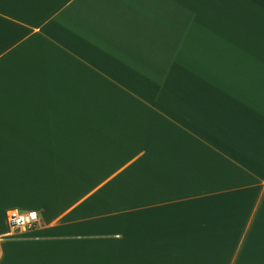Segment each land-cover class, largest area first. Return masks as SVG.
Here are the masks:
<instances>
[{
	"label": "crops",
	"instance_id": "obj_1",
	"mask_svg": "<svg viewBox=\"0 0 264 264\" xmlns=\"http://www.w3.org/2000/svg\"><path fill=\"white\" fill-rule=\"evenodd\" d=\"M0 238V264H264V0H0Z\"/></svg>",
	"mask_w": 264,
	"mask_h": 264
},
{
	"label": "built area",
	"instance_id": "obj_2",
	"mask_svg": "<svg viewBox=\"0 0 264 264\" xmlns=\"http://www.w3.org/2000/svg\"><path fill=\"white\" fill-rule=\"evenodd\" d=\"M5 218L9 234L26 232L37 222L35 211L8 210Z\"/></svg>",
	"mask_w": 264,
	"mask_h": 264
}]
</instances>
